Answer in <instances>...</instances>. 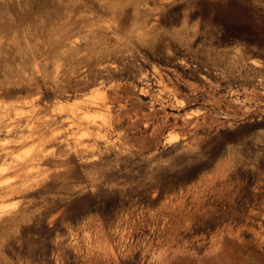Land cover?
<instances>
[{
	"label": "clouds",
	"instance_id": "obj_1",
	"mask_svg": "<svg viewBox=\"0 0 264 264\" xmlns=\"http://www.w3.org/2000/svg\"><path fill=\"white\" fill-rule=\"evenodd\" d=\"M264 264V0H0V264Z\"/></svg>",
	"mask_w": 264,
	"mask_h": 264
},
{
	"label": "rangeland",
	"instance_id": "obj_2",
	"mask_svg": "<svg viewBox=\"0 0 264 264\" xmlns=\"http://www.w3.org/2000/svg\"><path fill=\"white\" fill-rule=\"evenodd\" d=\"M250 264H251V262H250Z\"/></svg>",
	"mask_w": 264,
	"mask_h": 264
}]
</instances>
